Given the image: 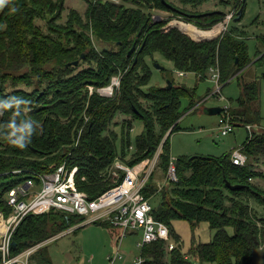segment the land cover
I'll use <instances>...</instances> for the list:
<instances>
[{
  "label": "trees",
  "instance_id": "16d2710c",
  "mask_svg": "<svg viewBox=\"0 0 264 264\" xmlns=\"http://www.w3.org/2000/svg\"><path fill=\"white\" fill-rule=\"evenodd\" d=\"M65 1L0 0V212L6 214L11 212L6 200L11 190L32 174L51 173L64 163L78 167L77 186L90 199L116 185L111 171L118 158L135 166L162 147L157 169L167 174L170 139L184 115L182 99L192 102L185 112L197 103L193 90L172 79L171 90L167 84L150 88L148 58L161 54L176 70L195 73L200 80L219 68L222 84L241 77L250 64L244 33L233 27L221 35L216 29L226 13L198 11L211 0H178L183 8L169 0H88L84 17L74 9L66 14ZM220 4L237 9L236 18L243 10L242 21L246 0ZM153 10L171 16L156 20ZM82 55L78 66H69ZM117 76L121 83L114 95H100L97 90ZM241 81L238 108L232 111L236 127H260L259 84ZM118 115L126 117L120 135L112 130ZM136 121L144 130L131 151ZM239 149L247 156L244 166L233 164V153L179 158L178 181H169L162 192L152 174L144 194L154 200V216L169 227L175 248L170 251L164 241L146 245L141 250L144 264H190L188 256L212 264H254V251L264 235L258 209L264 207V187L259 184L264 182V132L249 133ZM228 183L243 187L233 191ZM177 221L189 222L192 230L207 223L216 234L209 243L193 240L186 254L173 225ZM72 226L73 217L59 212L29 216L14 236L13 255Z\"/></svg>",
  "mask_w": 264,
  "mask_h": 264
},
{
  "label": "rangeland",
  "instance_id": "374dc122",
  "mask_svg": "<svg viewBox=\"0 0 264 264\" xmlns=\"http://www.w3.org/2000/svg\"><path fill=\"white\" fill-rule=\"evenodd\" d=\"M110 1L118 2V0ZM169 1L175 6L183 8L178 0ZM220 1L211 0L203 7H200L198 11H221L226 14L232 11L233 7H226L220 4ZM87 6L88 0L65 1L66 14H68L69 10L74 9L84 17ZM187 8L189 10L192 9L191 7ZM152 13L156 20L171 16V13L159 10H153ZM174 22L185 24L181 21ZM186 26L203 31L192 25L186 24ZM233 27L244 33L250 64L243 72V75L241 74V77L232 78L229 82L222 84L221 96L212 95L217 89L216 82L212 79L214 74L212 71L203 80H200L195 73H185V76L181 77L179 75L180 71L175 69L174 64L161 54H156L154 59H147L148 64L152 67L150 88L165 87L167 80L172 79L177 85L184 86L195 92L193 98L195 103L204 102L203 104L200 103L196 110L185 112L192 102L189 97L182 99L181 112L184 115L179 121L180 130L175 132L170 139L171 157L176 161L186 156L221 157L234 153L243 145L249 136L246 126H238L229 135L221 136L219 133L220 115H208L205 113L206 109H223L228 104H231L233 111L236 110L238 108V100L241 97L240 83L242 79L245 82L257 81L259 84L260 95L257 108L260 111L261 122L260 127L254 126V131L264 132V0H246L244 17L241 22L235 21V19L230 22L229 29ZM156 64H159L164 69H157L155 67ZM209 95L210 97H208ZM125 119L126 117L122 115H118L115 118L117 126L112 127V130L119 135L121 134V124ZM143 130L144 126L141 121L134 122L133 130L131 131L132 150L135 148L136 137ZM118 142V146H120V140ZM154 183L159 190L158 192H162L168 187L169 181H167L166 173L161 169H157L154 172ZM259 184L264 187V182L261 181ZM159 196H156L155 199L159 200ZM259 213L261 217H264V211L259 210ZM72 217L74 226L52 240L40 244V248L43 249L38 250L36 248L29 258L23 259V261L25 260L27 264H48L47 258L51 264H109V256L115 254L120 244L121 229L104 226L101 222L88 224L84 221L78 223L81 218ZM173 225L182 240V250L186 254L189 253L193 240L197 244L209 243L216 234V231L210 229L207 223H201L195 230H192L191 225L186 221H177ZM228 233L233 235L234 230L230 228ZM140 241L141 233L129 235L125 238L121 244V252L124 259L117 262V264H135L134 261L141 257V249L137 247ZM170 243L175 242L170 239ZM188 259H190V264H212L201 262L196 258L191 259L189 256ZM18 264L23 263L19 262ZM254 264H264V235L260 238V245L254 251Z\"/></svg>",
  "mask_w": 264,
  "mask_h": 264
},
{
  "label": "built area",
  "instance_id": "2783aa9c",
  "mask_svg": "<svg viewBox=\"0 0 264 264\" xmlns=\"http://www.w3.org/2000/svg\"><path fill=\"white\" fill-rule=\"evenodd\" d=\"M236 15L237 9L235 8L226 14L224 21L216 28L221 35L229 30V24L236 18ZM211 71L214 73L212 79L217 85L212 95L221 96L223 86L219 68ZM179 75L183 77L185 73L180 72ZM120 83L121 76L114 77L110 86L97 91L102 96L112 97L115 89L120 87ZM93 92L94 88L90 87V93ZM232 111L231 104L226 105L221 111L219 119L221 136L229 135L236 128ZM246 128L249 133H253L254 126L247 125ZM130 149L132 150V147ZM161 151L162 147L158 149L153 158H148L135 166H129L118 158L111 171L116 185L96 199H90L87 193L79 190L76 180L79 173L78 167L71 169L67 163H64L51 173L32 174L31 178L26 179L9 192L6 200L11 212L9 214L0 212V264H18L19 262L27 264L23 259H28L41 245L29 248L20 255L12 256L15 250L12 247L14 236L27 217L43 215L51 211L83 218L88 224L101 222L121 229L120 244L115 254L109 256V264H117L124 259L121 252L123 240L129 235L138 233H141V241L137 247L141 250L146 245L159 241L168 242L169 250H174L175 245L170 243L169 227L155 218L152 199L144 194L150 177L158 168ZM175 161L171 158L166 174L167 181H178L177 161ZM232 162L236 166L246 164L247 156L242 149H237L233 153ZM15 174H21V171H16ZM134 263L144 264L145 259L140 257Z\"/></svg>",
  "mask_w": 264,
  "mask_h": 264
},
{
  "label": "water",
  "instance_id": "95a60500",
  "mask_svg": "<svg viewBox=\"0 0 264 264\" xmlns=\"http://www.w3.org/2000/svg\"><path fill=\"white\" fill-rule=\"evenodd\" d=\"M242 13H243V10H241L236 18L235 21H239L241 20L242 18ZM159 20L161 21L162 19L159 18ZM135 51V48H133L130 52H129V55H132ZM84 58V55H82V57L80 58V60H77L71 64H69V66H78L81 62V60H83ZM157 69L159 70H163L164 68L162 66H160L159 64H156L155 66ZM173 88V83L171 80H167V89L168 90H171ZM222 109L221 108H210V109H206L205 110V113L208 114V115H219L221 113ZM170 134V132L168 133V135ZM167 135V136H168ZM228 188L233 190V191H236V190H239L241 189L243 186H240V185H236V186H233L231 185L230 183L227 184ZM12 247L13 249H16L17 248V243L14 241L13 244H12Z\"/></svg>",
  "mask_w": 264,
  "mask_h": 264
},
{
  "label": "clouds",
  "instance_id": "9594fccd",
  "mask_svg": "<svg viewBox=\"0 0 264 264\" xmlns=\"http://www.w3.org/2000/svg\"><path fill=\"white\" fill-rule=\"evenodd\" d=\"M11 143L16 145V146H18V147H20V148H24L25 147V145L23 143H21L20 141H12Z\"/></svg>",
  "mask_w": 264,
  "mask_h": 264
},
{
  "label": "crops",
  "instance_id": "0c3cea01",
  "mask_svg": "<svg viewBox=\"0 0 264 264\" xmlns=\"http://www.w3.org/2000/svg\"><path fill=\"white\" fill-rule=\"evenodd\" d=\"M200 103L201 102H199L195 107H193L191 110H196V108L200 105ZM204 103V102H203ZM203 103H201V104H203ZM222 109V108H221ZM190 111V110H189ZM219 115H221V113L219 114ZM220 119V118H219ZM180 121V120H179ZM247 140V139H246ZM259 210H262V211H264V207H262L261 209L259 208Z\"/></svg>",
  "mask_w": 264,
  "mask_h": 264
}]
</instances>
